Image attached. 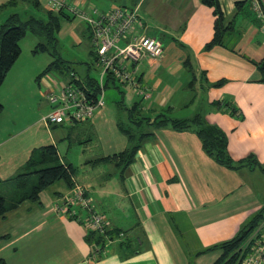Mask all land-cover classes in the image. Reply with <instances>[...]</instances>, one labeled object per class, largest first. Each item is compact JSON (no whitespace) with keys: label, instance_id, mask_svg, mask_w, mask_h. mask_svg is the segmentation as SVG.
<instances>
[{"label":"crops","instance_id":"obj_1","mask_svg":"<svg viewBox=\"0 0 264 264\" xmlns=\"http://www.w3.org/2000/svg\"><path fill=\"white\" fill-rule=\"evenodd\" d=\"M7 1L1 0V4ZM48 1L38 0L43 9ZM70 1L101 13L116 6L133 9L138 18L132 34L161 43L160 56L144 57L137 66L143 94L126 85L133 92L126 99L119 88L122 84L116 82L107 84L104 98L106 89L112 86L125 108L138 104L141 117L152 118L166 111L170 118L181 119L196 114L181 111L192 102L188 96L194 89L205 90L207 104L227 100L236 109L232 116L208 106L204 112L206 121L226 134L230 158L237 162L251 156L254 163L238 169L221 166L205 154L194 133L168 126L148 128L153 134L141 143L126 169L105 163L102 158L123 151L128 143L117 126V122L126 120V111L118 110L115 104L119 100H111L112 104L104 100L89 121L45 125L41 119L50 105L38 99L40 94L47 100L49 93L69 80L71 71L83 77L89 68L78 72L66 65L70 67L66 79L46 88L41 83L43 76L37 79V71L29 65H18V57L0 85V195L10 204L14 189L10 179L23 171L35 149L54 145L60 160L73 166L65 159L72 140L81 135L76 144H82L92 137L98 152L89 165L109 164L114 169L80 180L73 166V185L85 189L91 204L102 212L107 230L122 233L123 240H114L102 252L93 254L84 226L59 211L72 186L58 181L39 192L36 201L25 200L0 216V261L213 264L222 251L209 248L232 239L264 206V175L259 168H264V84L253 64L264 58V32L253 0L248 15L239 12L236 5L245 0H218L223 26L229 29L223 34V45L209 50L203 48L213 38L215 16L213 7L203 5L201 0ZM89 55L93 57L92 49ZM187 59L191 72L184 64ZM218 81H223L220 87H209ZM86 136L89 139L82 141Z\"/></svg>","mask_w":264,"mask_h":264},{"label":"trees","instance_id":"obj_2","mask_svg":"<svg viewBox=\"0 0 264 264\" xmlns=\"http://www.w3.org/2000/svg\"><path fill=\"white\" fill-rule=\"evenodd\" d=\"M20 1L30 3L35 9L41 11L42 15H29L26 18L21 19L17 13H12L3 23L0 24V85L3 83L7 72L11 69L20 55L19 42L27 30L41 38L34 47L33 53L48 52L51 55H54L52 52L55 53L58 42L56 34L61 29V25L64 22L75 19L63 9L54 11L48 7H46V9L41 8L38 0H8L0 5V12L7 8L16 7L17 3ZM201 3L213 7V14L215 16L213 38L203 48V50H209L216 45H223V34L229 29V27L223 26V15L218 0H201ZM236 5L239 12L245 13L246 11L248 15L251 0L237 2ZM55 62L56 60L50 63L44 71L38 75L37 79L42 74L46 73ZM59 62L57 61L54 66L59 67ZM184 64L186 69L191 72V65L188 59ZM253 64L260 74L261 82L264 84V58L257 62H253ZM63 69L66 74L70 73L69 66H65ZM71 72L75 73L74 71ZM191 76L192 79L190 80V83L193 84V73H191ZM79 78L88 85L95 95L97 81L90 77L88 72H86L83 77ZM222 82L223 81L215 82L210 84L209 87H220ZM108 83L115 84L116 81L108 77L106 79L105 87L108 86ZM115 104L118 110L126 111V120L124 122H117V126L126 136L128 143L123 151L110 157L102 158L101 160L105 163L111 162L115 167L121 168L122 170L126 169L133 162L141 143L153 134L148 128L152 127L156 130L167 126L175 131H190L194 133L200 140L201 147L205 154L214 159L221 166L230 169H238L244 167L246 163H254L250 159L251 156H248L241 161H233L228 154L226 134L218 126L209 124L202 114L196 113L191 118L177 119L170 118L165 111L152 118L141 117L140 112L138 111V104H135V106L129 109L123 106L121 100ZM211 105L213 108L219 109L231 116L236 112V109L227 100L215 101L212 102ZM2 110L3 106L0 103V113ZM259 168L264 175V168ZM75 172L76 168L70 163L60 160L56 146L47 145L35 149L26 161L23 171L10 179L14 182V189L9 198L10 204L6 198L0 195V216L4 215L8 210L15 208L25 200L36 201L38 193L50 187L55 182L62 181L68 187L73 186V176L75 175ZM263 217L264 206L241 227L239 232L232 239L209 248H219L222 251L220 258L213 264H239L237 261L241 245L248 235L260 224ZM107 233L111 239L119 234L118 231H112L109 229ZM85 238L90 246L95 245L100 248L98 253L105 249V241L102 236L87 231ZM0 264H4V262L0 261Z\"/></svg>","mask_w":264,"mask_h":264},{"label":"built area","instance_id":"obj_3","mask_svg":"<svg viewBox=\"0 0 264 264\" xmlns=\"http://www.w3.org/2000/svg\"><path fill=\"white\" fill-rule=\"evenodd\" d=\"M253 5L264 32V0H253ZM48 8L54 11L63 9L86 23L93 63L99 71V77L94 95L84 81L70 73L67 82L46 96L50 110L41 119L45 125L89 121L95 111L104 105L103 95L108 77L143 94L138 86L137 66L144 57L155 59L160 56L162 46L154 38L132 34L138 18L135 10L116 6L101 13L93 7H78L68 0H49ZM59 211L80 221L86 231L102 236L105 246L123 237L119 233L113 239L110 238L103 216L91 204L81 185L74 184L70 188ZM90 247L93 254L100 250L95 245ZM237 263L264 264V217L241 245Z\"/></svg>","mask_w":264,"mask_h":264},{"label":"rangeland","instance_id":"obj_4","mask_svg":"<svg viewBox=\"0 0 264 264\" xmlns=\"http://www.w3.org/2000/svg\"><path fill=\"white\" fill-rule=\"evenodd\" d=\"M12 13H17L21 19H24L29 15H42V12L35 9V7L30 3L20 1L17 3L16 7L7 8L0 12V24L3 23L4 20ZM85 28L86 27L84 23L77 18L68 22H64L61 25V29L56 34L58 42L55 53L52 52L54 55H51L48 52L33 53L34 47L36 46L37 42L41 40V38L27 30L19 42L20 55L17 64L29 65L32 69H34V71H37V76L41 74L44 69L53 61H60L59 67L54 66L56 63L55 62L51 65V68L46 73L42 74L43 77L41 79V83L45 85L46 88H48L47 86L51 85V83L57 82V80L66 79L67 76L63 69V67L65 68L66 65L76 68L78 72L85 71L87 68H89V76L94 78L95 81H98L99 71L96 66H94L92 55H89V50L92 49L91 41L88 38V33ZM73 33L75 36L72 35ZM75 39L79 42H76ZM60 83H62V81ZM119 88L126 96V99L133 95L130 87L126 85H120ZM39 93H41V91ZM187 93L189 95V92ZM188 97L192 98V102H190L185 110H181L182 112H192V114L199 113L205 117L204 112H206V107L208 106L209 108H213L211 104H207L209 97L207 91L205 90L203 91L201 89H194L193 93H191ZM215 97L216 96H213L212 98ZM38 99L43 104L45 102L48 103L46 98L44 99V97H42V93ZM119 99L120 95L117 92V89L115 87L109 86L105 91V103L112 104L113 101L111 100ZM79 136L72 140L68 154L65 158L67 162H71L73 166L77 168L76 174L78 178L80 180H90L91 178H96L97 176L99 177L101 174L111 173L114 168L109 164H101L97 166L92 165L93 167L89 165L92 158H94L98 152L96 148L97 143L93 142L94 139L91 137L90 141L83 142L82 144H76V142L82 138L81 135ZM88 139L89 136H86L82 141H86ZM98 180H100V178H98ZM98 211L102 214L99 209Z\"/></svg>","mask_w":264,"mask_h":264}]
</instances>
